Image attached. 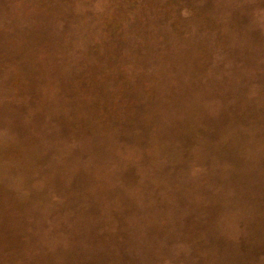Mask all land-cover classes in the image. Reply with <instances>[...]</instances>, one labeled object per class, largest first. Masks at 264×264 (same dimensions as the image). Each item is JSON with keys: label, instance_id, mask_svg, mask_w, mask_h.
<instances>
[{"label": "rangeland", "instance_id": "374dc122", "mask_svg": "<svg viewBox=\"0 0 264 264\" xmlns=\"http://www.w3.org/2000/svg\"><path fill=\"white\" fill-rule=\"evenodd\" d=\"M190 2L228 36L208 69L195 27L179 37L185 19L161 11ZM160 30L140 69L125 54L124 76L144 78L125 105L58 109L45 92L91 47L141 54ZM0 58V264H179L199 240L194 260L264 264V0H0ZM195 217L209 235L194 237Z\"/></svg>", "mask_w": 264, "mask_h": 264}, {"label": "trees", "instance_id": "16d2710c", "mask_svg": "<svg viewBox=\"0 0 264 264\" xmlns=\"http://www.w3.org/2000/svg\"><path fill=\"white\" fill-rule=\"evenodd\" d=\"M208 6H209L208 3H205V5L197 6L198 7L197 8L195 6H191V2H190L188 9L182 8L183 6L178 8H174L173 6H170L167 9L161 10L168 17L185 19L184 22H181L183 24L181 30L178 29L179 37H182L185 34V28L189 29L191 26L195 27L196 33L194 34L198 38L200 44L198 50L200 51V60H199L200 62L197 61V63L202 68L206 67L207 69L209 66V62L211 63V55L213 54V52H216V50H218L215 48L216 45L222 44L220 46V49L226 51L227 46H225L224 44H226V41L228 39L227 34L221 28L222 24L215 19V15L217 14L216 13L211 14L207 10ZM133 8L135 7H132V9ZM145 33L135 30L134 35L137 37V41H140L141 43L143 42L146 43V40L144 41V38L146 37ZM162 35H163L162 30L153 32L151 33V35H148L150 39L148 42V47H142L141 54L138 53L139 49L137 48L136 45L133 48L128 46L125 49V47L121 44V48H119L118 53L115 55L109 52L110 56L109 55L100 56L96 51V47L93 48L91 47L89 50H87V53L81 54L83 56V60L78 61V64L80 66L79 68L81 71L79 72V74H77V72H74V70H72L71 73H68L70 74L71 77L70 76L65 77L66 74H64V76L62 75L63 73H65L64 71L65 68H62V73H60L61 77L59 78V80L57 79L56 81V80L47 79L46 83L45 84L43 83L44 85H46L45 92L48 93L50 92L48 95L50 94L56 95L53 100L57 102L56 106L58 107V109H63V108L66 109L69 103H71L74 100V97L76 95H80L81 98L79 99V104L78 106L75 107V109H82V108L110 109V107L113 109L118 104L125 105L126 103L130 102L127 100V97L125 96L121 97L126 100L123 103H119L118 101L119 99L117 100L115 99L120 97V94L122 93L123 94L126 92L132 93V91L134 90L133 86L138 83V79L144 80V78H142V74H139L136 77L131 76V78L130 76H124L125 75L124 72L128 71L127 69L128 67H130L128 65V61L126 60L125 54L128 56L130 53H132L137 63L135 69L136 70L140 69L141 66H143V61H145V59L149 60L151 53L153 51L155 53L157 50H159V48L156 47L153 42L154 40L160 38ZM117 38L120 41L124 40L123 35H119ZM120 51H122L121 54L123 55L119 57L118 54L120 53ZM0 59L3 61H8V58H0ZM26 63L27 64L24 66L23 73L21 75L24 78L28 75L29 69L31 68L29 62L27 61ZM159 76H161L160 73ZM153 80L154 81L151 82L154 83V88L156 86L158 89V87L160 86V84L158 83L159 82L158 77H155ZM63 83L66 85L63 86ZM12 84L13 82L10 83L8 86H11ZM14 85L17 87L16 90H14V88L12 87L13 90L16 92V98L24 97L26 101L31 102V98L26 96L30 92L29 91L30 87L26 86L24 81L22 82L21 80H18V83H14ZM58 87L59 89L56 90L55 88ZM60 88L61 91L62 88L65 90L66 96H64V99H63V95L60 93ZM137 88H138V92H142V94L150 93V95L154 94L156 89V88L153 89L151 87L150 82H144V81L140 83ZM156 95H157V91H156ZM107 99H112V101L109 102V104H111L110 106L106 105ZM151 151H152V147L151 145H148L147 152L151 153ZM208 198L209 195H207V198L204 197V199L207 202L209 201ZM199 200L202 201L203 199L198 197L195 200V202ZM195 206L197 208H200L197 205ZM212 220L213 219H208V218L202 219V217H195L194 219H192V222L198 228L194 232L195 233L194 237L195 235L199 237V235L201 236L202 233L209 235L208 231L214 229ZM203 225L207 227L205 228ZM200 243H201L200 240L192 242L191 245L194 246L193 247L190 246L192 247V249H190V252H188V254L190 255L189 256L186 255L185 257H182L181 255L183 260H178L180 262L179 264H213V262H211L209 259L210 257L206 258V255H201L200 261H198L197 259L196 260L193 259V256H196V254H201L203 252L202 251L203 246ZM173 244L180 245L178 241H175ZM145 264H167V263L164 261V259H162L161 254L158 253L150 258V263H145Z\"/></svg>", "mask_w": 264, "mask_h": 264}]
</instances>
